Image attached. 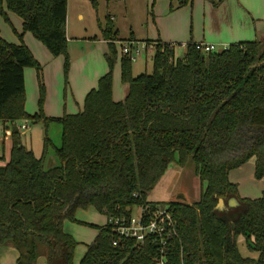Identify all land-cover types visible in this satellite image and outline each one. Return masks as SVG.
<instances>
[{
	"label": "trees",
	"instance_id": "trees-1",
	"mask_svg": "<svg viewBox=\"0 0 264 264\" xmlns=\"http://www.w3.org/2000/svg\"><path fill=\"white\" fill-rule=\"evenodd\" d=\"M4 7L22 18L24 32L53 57H65L68 76V0H0L9 20ZM102 37L109 42L108 72L88 93L83 111L55 118L43 111V66L23 36L21 44H13L0 35V120L41 122L46 130L37 156L16 126L9 127L10 154L6 145L0 159V247L12 246L17 264H37L40 258L74 264L78 243L64 226L76 220L77 210L120 216L135 207L162 205L178 222L171 264H264V194L242 198L230 180L232 171L252 159L255 178L264 179V44L240 42L203 53L188 43L178 58L177 44L157 41L152 73L135 76L133 61L121 56L129 93L117 102L119 31L109 24ZM27 68L37 71L41 88L34 115L25 108ZM51 124L61 127L59 145L48 136ZM51 150L58 164L47 167ZM189 161L203 186L198 202L148 200L171 164L184 167ZM231 198L238 206L228 205ZM220 199L227 203L224 210L217 208ZM241 236L257 259L241 253ZM115 238L111 228L100 227L80 264H156V245L148 242L139 250L132 242L114 245Z\"/></svg>",
	"mask_w": 264,
	"mask_h": 264
},
{
	"label": "rangeland",
	"instance_id": "rangeland-1",
	"mask_svg": "<svg viewBox=\"0 0 264 264\" xmlns=\"http://www.w3.org/2000/svg\"><path fill=\"white\" fill-rule=\"evenodd\" d=\"M221 1L224 0H191L186 6L177 10L181 0H68L67 35L68 52L70 55L68 78L65 70V57L60 56L57 60L63 64L59 69L58 76L52 75L50 77L49 75L48 83L44 77L45 96L48 98L49 94H51V99L53 100V96L55 97L56 92L59 91V94L61 93L63 98L65 88L69 86V77L71 80V76H79L80 72L88 67L89 60L94 57L95 53L100 52L103 54L104 60H106L104 52L102 51L106 49L107 44L96 40L103 36L109 24L110 26L113 25L119 31L121 40L129 38L132 33L139 39L160 38L172 40V37L169 35L174 34L176 31L182 32L183 30L188 32L189 36H192L193 32L195 34L199 32V27L203 31L204 16L206 14L208 16L211 15V8H222ZM4 11L7 13L9 20L0 11V35L5 40L10 43L20 44L22 42L21 36H23V41L28 46L35 42L38 46H41L44 52H48L50 55L45 45L36 39L31 32H24L23 20L20 16L7 11L6 7H4ZM111 17L114 18L112 19V23L109 21ZM239 17H242V14L236 13L235 19ZM249 20L245 18L244 21L249 22ZM180 43L182 45H177L176 47V56L178 58H182L186 52V47L183 43L187 42L180 41ZM32 47L35 51V54L31 51L34 57L38 56L40 57L39 59H43L33 45ZM117 50L118 54L114 66L113 82L118 87L120 93H122L125 92L128 86L123 83L121 77V49L119 45L117 46ZM153 54L150 50L144 51L133 62L134 75L138 76L146 72L152 73ZM39 59L37 60L40 61ZM43 66L45 68V63ZM50 66L52 65H47V73L53 72L52 68L54 67ZM26 70L27 76L29 72L36 74L34 68H27ZM71 83L75 87L72 81ZM26 86V111L28 112L27 105L31 107V103L34 101V106L38 112L40 110L39 101L41 99V89L37 77L32 84L27 79ZM34 94H36L35 100L33 99ZM27 98L30 99L28 104ZM44 107L45 102L43 104V111ZM82 109H84V106ZM30 113L34 114L36 112L32 110ZM60 128L58 124H51L47 132L49 138L58 145L60 144ZM45 135L46 131L43 123L31 122L28 135L27 137H23V140L29 141L31 139L32 142H30L32 143L35 154L41 156ZM10 150L11 143L9 142L8 155L10 154ZM55 164H58V160L51 150L47 160V167H53ZM195 169V164L192 161H189L184 167L178 163L171 164L155 189L148 195V199L165 201L164 203L178 201L193 204L198 202L203 186L200 178L196 175ZM230 174V180L238 184L239 193L242 198L257 199L264 194V179L257 180L255 178V163L253 162L252 164V160ZM75 217L76 220L66 221L65 229L78 243L75 250L74 264H80V260L86 255L89 247L96 240L100 232V227L106 223V216L94 208H88L77 210ZM241 247L243 250L249 252V256L247 257H253L255 255L254 252L249 251L246 242H244V245L241 244ZM37 264H46L44 258H40Z\"/></svg>",
	"mask_w": 264,
	"mask_h": 264
},
{
	"label": "crops",
	"instance_id": "crops-1",
	"mask_svg": "<svg viewBox=\"0 0 264 264\" xmlns=\"http://www.w3.org/2000/svg\"><path fill=\"white\" fill-rule=\"evenodd\" d=\"M182 1L183 0H181V2ZM221 3H222L221 4L222 8H218V9L211 8V15L208 16L206 14L204 16L203 31L199 27V32L197 34L193 32V35L189 36L188 32H185V30H183L182 32L176 31L174 32V34L169 35L170 37H172V40L170 39L164 40L160 38L139 39L134 33H132L129 38L124 40H121L119 36L116 45L118 46L122 41L125 42L130 40H134L135 42L149 41L153 43H156L157 41H161L163 43H172L177 45H182L180 41L187 42L183 44L210 43V44L218 45L221 48L223 46H232L240 42L259 41L261 42V44L264 43V0H224L221 1ZM184 6H179L177 10L183 8ZM206 12H207V8H206ZM236 13L242 14V17L235 19ZM111 18L114 19L113 17ZM245 18H247L248 20L250 18L249 22H245L244 21ZM199 25H200V18H199ZM101 38H98L96 41H100L107 44L106 49H103L102 51L104 52V55L106 57V54L109 53V42L103 39V37ZM31 44L34 46L35 50H37V52L40 54L41 58H43V59H39L40 57L37 56L38 57L37 58L35 56L37 59L41 61L39 62L41 63L42 66L45 63V68L43 66V83H44V77L45 79H47V83H48L49 75L50 77L52 75L58 76L59 69L61 68L63 63L57 60L59 59V57H53L51 54L49 55L48 52L47 53L44 52L41 46H38L35 42ZM32 45L29 44L30 47L28 45L27 46L33 52V54H35ZM47 65L48 66L52 65L50 67H54L52 68L53 69L52 73L51 72L47 73L46 71ZM107 72H108L107 60H104L103 54H101L100 52L95 53L94 57L91 60H89L88 67L85 70H82L79 76L77 75H75L74 77L71 76V80L69 77V86L65 88V93L63 98L61 93L59 94V91L56 92L55 97L53 96V100L51 99V94H49L48 98L44 94L45 96L44 111L46 116L60 118L66 114L73 115L83 111L82 108L85 105V100L88 93L91 90L96 89L98 87L100 78L104 76ZM36 74H32V72H29L27 76V70H25V86L27 84V79H29L31 84L34 82V79L36 77L38 79L37 71ZM71 81L75 84V87L71 83ZM70 85H72L71 89H70ZM128 93H129V86L127 89H125V92L120 93L118 87H116L113 84V98L115 101L117 102L124 101ZM33 99L34 100L36 99V94H34ZM27 100H28L27 101L28 104L30 99L27 98ZM27 109L29 114H31L30 112H32V110L37 113V109L34 106V101L31 103V107H28L27 105ZM28 131L23 134V137H27ZM30 141L31 139L29 141L23 140V143L29 146L31 149H33L31 143L32 141L31 142ZM253 162L255 163L254 159H252V164ZM231 173H233V171ZM149 201L161 202V203L165 202V201H153L152 199ZM104 225L102 227H104ZM66 232L68 231L66 230ZM244 242H246V239L243 236H241L238 241V246L241 253L245 254L244 256L247 257L249 256V252L243 250V248L241 247V244L244 245ZM18 257H19V253L12 246L0 247V264H17ZM251 258L257 259L258 253H255V255Z\"/></svg>",
	"mask_w": 264,
	"mask_h": 264
},
{
	"label": "built area",
	"instance_id": "built-area-1",
	"mask_svg": "<svg viewBox=\"0 0 264 264\" xmlns=\"http://www.w3.org/2000/svg\"><path fill=\"white\" fill-rule=\"evenodd\" d=\"M184 46L186 47V44ZM195 46L203 53L219 52L230 47L223 46L221 48L210 43H195ZM119 47L121 56H128L134 62L144 51L154 52L155 43L125 41L121 42ZM11 125H15L23 135L29 130L31 121L22 120L11 124L0 120V159L9 143V127ZM104 227L111 228L115 233L114 245H117L118 242H132L135 248L141 250L148 242H151L157 246L156 264H171L174 245L179 240V231L178 222L169 206L145 205L135 207L128 215L106 216Z\"/></svg>",
	"mask_w": 264,
	"mask_h": 264
},
{
	"label": "water",
	"instance_id": "water-1",
	"mask_svg": "<svg viewBox=\"0 0 264 264\" xmlns=\"http://www.w3.org/2000/svg\"><path fill=\"white\" fill-rule=\"evenodd\" d=\"M238 204H239V203H238V201H237L236 198H231V199H229V201H228V205H229L230 207H236V206H238ZM226 205H227V203H226L223 199H220L217 208H218L219 210H224V209L226 208Z\"/></svg>",
	"mask_w": 264,
	"mask_h": 264
}]
</instances>
